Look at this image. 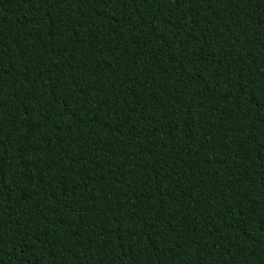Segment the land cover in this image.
<instances>
[{
	"label": "trees",
	"instance_id": "obj_1",
	"mask_svg": "<svg viewBox=\"0 0 264 264\" xmlns=\"http://www.w3.org/2000/svg\"><path fill=\"white\" fill-rule=\"evenodd\" d=\"M0 264H264V0H0Z\"/></svg>",
	"mask_w": 264,
	"mask_h": 264
}]
</instances>
